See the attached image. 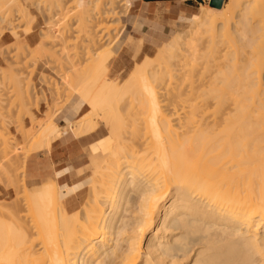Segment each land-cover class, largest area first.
I'll use <instances>...</instances> for the list:
<instances>
[{"label": "bare ground", "instance_id": "6f19581e", "mask_svg": "<svg viewBox=\"0 0 264 264\" xmlns=\"http://www.w3.org/2000/svg\"><path fill=\"white\" fill-rule=\"evenodd\" d=\"M104 1L113 16L130 6L86 4ZM55 8L62 11L60 0ZM87 11H80L82 25ZM117 38L76 76H57L62 92L71 90L89 109L70 126L87 147L79 212L69 214L64 200L72 190L31 188L37 183L16 145L0 133V264H264V0L203 8L190 31L157 51L156 70L138 66L122 86L107 78ZM127 40L129 51H140ZM173 75L190 84L178 80L171 98L159 101L152 84ZM8 77L25 102L21 80ZM56 87L53 99L61 97ZM140 90L146 119H119L125 96ZM59 108L33 124L31 149L47 151L59 137Z\"/></svg>", "mask_w": 264, "mask_h": 264}, {"label": "rangeland", "instance_id": "374dc122", "mask_svg": "<svg viewBox=\"0 0 264 264\" xmlns=\"http://www.w3.org/2000/svg\"><path fill=\"white\" fill-rule=\"evenodd\" d=\"M60 1L63 8L59 12L55 8L57 0H15L12 4L10 3L11 5H4V2L0 0V80L2 81H0V104L2 105H0V133L3 137L6 135L5 138L7 137L10 142L16 145L17 153H20V158L28 170L27 178L37 183V185H31V188H50L56 185L60 192L72 190L64 200L67 202L69 214H75L82 208V171L85 170L88 159L86 158V153H83L86 160L82 161V151L85 152L87 147L82 146V138L72 134L70 126L85 117L89 109L77 97L73 96L71 90L62 92L57 76L61 75L63 78L71 75L76 76L87 63L86 59H93L94 55H100L105 50V43H110V41L112 42L118 37L115 45L113 44L111 47V49L113 48V56L109 57L107 62V78L110 81H114L116 85L122 86L139 67L146 66L148 71L149 69L150 71L156 70L157 62L155 63L154 61L157 60L160 48L162 49L166 43L159 47L145 48L141 41L134 39V44L140 43V51L137 52L134 48L129 51L125 47V43L128 40L122 39V33L126 27L124 20L128 16L130 8L124 7L126 8L124 12L113 16L107 13L108 10L104 7L105 1L92 9L86 4L88 0ZM210 3L211 0H204V3L197 7L196 16L193 18L189 17L187 21L176 28L174 37L179 34L184 35L187 31H190L193 23L199 19L201 10L205 7H211ZM83 9L88 10L86 16H84L85 18L87 17V21L84 24L87 25L88 29L86 25H82V22L78 21ZM241 10V7L237 8L232 14V18L235 19ZM24 14L26 17L24 16L23 18ZM80 16H83V14ZM5 18L9 19L8 21L10 22ZM25 18L27 19L25 20ZM114 18H118V25L113 23ZM235 20H231V23ZM5 22H8V27ZM9 31L14 32V34ZM89 34L94 39V44L86 42L90 38ZM14 36L15 38H13ZM103 36L106 38L108 36L107 42ZM241 36V34L237 35L236 38L239 40ZM243 41H241L242 43L239 42L238 45L244 44L245 41ZM41 51L44 53L43 56L39 54ZM174 69L176 70V67ZM173 74L175 75V73ZM174 75L173 77L175 78L176 75ZM8 76H15L21 80L28 96V98H25V102L24 99L20 101L12 82V77L10 80ZM174 78L165 80L166 82L169 80L167 82L168 85L166 82L163 83L165 86L159 83V85L157 83L152 84V86L157 87L156 92L159 101L166 100V98L169 99V97L171 98V93H175L173 91L175 89L174 86L178 87L181 78H178L179 82L178 80L176 81L177 77ZM185 79L189 81L188 78ZM170 80H173L171 87L173 89L170 88ZM176 82L178 84L174 85ZM181 83H184L185 88L190 84V82L185 84L184 77H182ZM155 84L158 86L162 85L163 87L160 86L162 90ZM47 86L50 87V91H54L55 86L60 88L58 92L61 93V97H55L57 100L54 98L56 103H54L55 100ZM51 87L54 89L51 90ZM136 92L131 93L133 98H130V94L125 96L128 99L123 100L121 107L119 106V119H146V115L140 114L142 109L140 104L141 102L143 103L144 95L141 90L140 92L138 91L139 93ZM135 94H137V98ZM141 95L143 96L142 100L138 98ZM130 101H134V103H130ZM136 102L138 103L137 105ZM53 104H55V107H53ZM60 106H63V108ZM74 107H76L75 110H73ZM54 108L60 109L53 118V123L58 127L59 137L52 142L47 151L31 149L32 145L28 140L32 136V126L43 124L47 120L45 119L47 112H49V115ZM63 112L65 119L62 116ZM75 113L77 114L75 115ZM73 115V119L68 117ZM29 116L33 118L34 123L32 122V125ZM118 117L116 116L117 119ZM98 119L102 118L99 117ZM20 128L25 134L24 138L23 134H20ZM64 137L68 139V146L60 156L50 159V153L60 145L61 141H64ZM104 139L106 137H101L94 144H101ZM94 152L98 153L100 149L96 148ZM60 177L62 178L60 179ZM1 187L0 185V191ZM83 190H86L85 186ZM69 198L71 199L70 201Z\"/></svg>", "mask_w": 264, "mask_h": 264}, {"label": "crops", "instance_id": "0c3cea01", "mask_svg": "<svg viewBox=\"0 0 264 264\" xmlns=\"http://www.w3.org/2000/svg\"><path fill=\"white\" fill-rule=\"evenodd\" d=\"M127 3L130 5V12L124 20L126 27L123 30L122 39L133 38L141 41L145 48H151L169 42L174 37L178 26L189 17L196 16L195 11L204 3V0H127ZM62 116L65 119L64 112ZM68 117L73 119L74 115ZM63 140L56 149L52 150L50 159L60 156L68 146L67 137ZM83 160L86 159L82 151Z\"/></svg>", "mask_w": 264, "mask_h": 264}, {"label": "water", "instance_id": "95a60500", "mask_svg": "<svg viewBox=\"0 0 264 264\" xmlns=\"http://www.w3.org/2000/svg\"><path fill=\"white\" fill-rule=\"evenodd\" d=\"M220 2H221V0H211L210 5L212 7H219L220 6Z\"/></svg>", "mask_w": 264, "mask_h": 264}]
</instances>
